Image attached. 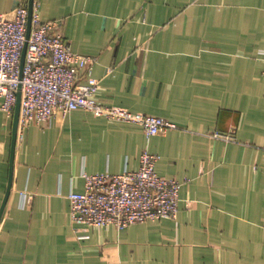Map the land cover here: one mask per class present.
Returning <instances> with one entry per match:
<instances>
[{"label":"crops","instance_id":"0c3cea01","mask_svg":"<svg viewBox=\"0 0 264 264\" xmlns=\"http://www.w3.org/2000/svg\"><path fill=\"white\" fill-rule=\"evenodd\" d=\"M73 52L97 59L96 99L178 126L75 110L17 137L0 264H264V0H35ZM31 0H0L8 14ZM13 118L0 111V208ZM232 133L233 140L213 137ZM230 133V134H231ZM182 183L174 220L75 224L84 174H122L144 152ZM88 236V238H81Z\"/></svg>","mask_w":264,"mask_h":264},{"label":"built area","instance_id":"2783aa9c","mask_svg":"<svg viewBox=\"0 0 264 264\" xmlns=\"http://www.w3.org/2000/svg\"><path fill=\"white\" fill-rule=\"evenodd\" d=\"M28 25L26 6L0 13V111L12 119L17 94L21 93L19 140L27 127L42 126L57 114L66 116L79 109L109 120L139 124L147 137L178 129L162 118L99 102L96 95L101 85L92 76L97 59L73 52L59 31L62 22L43 21L36 1L30 30ZM232 134L215 133L213 137L232 141ZM158 159L144 151L137 170L118 175L84 174L85 190L69 195L72 221L90 228L115 226L122 230L135 224L176 219L182 183L159 176Z\"/></svg>","mask_w":264,"mask_h":264},{"label":"water","instance_id":"95a60500","mask_svg":"<svg viewBox=\"0 0 264 264\" xmlns=\"http://www.w3.org/2000/svg\"><path fill=\"white\" fill-rule=\"evenodd\" d=\"M35 0H31L30 5H29V30L31 26V16L33 12V3ZM24 57H25V52L22 57V62H24ZM20 103H21V93L18 92L17 94V105L15 108L14 112V117H13V131H12V148H11V175H10V182L8 185V189L6 192V196L4 198V201L2 203V206L0 208V222L2 219V216L4 214L8 199L10 197V193L12 190V172H13V163H14V157H15V151H16V144H17V132H18V122H19V115H20Z\"/></svg>","mask_w":264,"mask_h":264},{"label":"rangeland","instance_id":"374dc122","mask_svg":"<svg viewBox=\"0 0 264 264\" xmlns=\"http://www.w3.org/2000/svg\"><path fill=\"white\" fill-rule=\"evenodd\" d=\"M230 133H231V132H230ZM230 133H229V134H230ZM231 134H232V133H231ZM167 179H169V178H167Z\"/></svg>","mask_w":264,"mask_h":264}]
</instances>
